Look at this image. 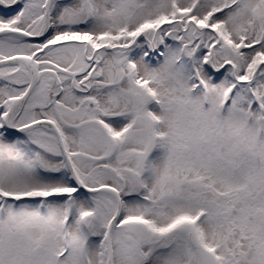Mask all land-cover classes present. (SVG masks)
I'll return each mask as SVG.
<instances>
[{"label": "snow or ice", "instance_id": "obj_1", "mask_svg": "<svg viewBox=\"0 0 264 264\" xmlns=\"http://www.w3.org/2000/svg\"><path fill=\"white\" fill-rule=\"evenodd\" d=\"M0 264H264V0H0Z\"/></svg>", "mask_w": 264, "mask_h": 264}]
</instances>
